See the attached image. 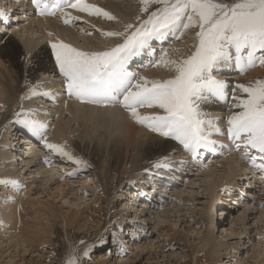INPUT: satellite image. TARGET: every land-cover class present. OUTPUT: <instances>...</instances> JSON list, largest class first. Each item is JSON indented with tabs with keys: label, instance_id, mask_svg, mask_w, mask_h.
Returning a JSON list of instances; mask_svg holds the SVG:
<instances>
[{
	"label": "rangeland",
	"instance_id": "1",
	"mask_svg": "<svg viewBox=\"0 0 264 264\" xmlns=\"http://www.w3.org/2000/svg\"><path fill=\"white\" fill-rule=\"evenodd\" d=\"M134 2L135 0L124 1L125 5L118 7L119 10L115 12L119 19H124V23L129 24L130 18L126 6L128 4L134 6ZM0 8L10 10L8 13L9 18L6 19L8 22H4L0 29L4 31L6 26L11 34H22L23 37L33 38L35 47H37L36 42L40 43H37L38 46L44 44V42L46 43V41L53 42L59 38L58 35L63 39L74 38L73 40L80 44L86 42L92 47L99 46V43H106L110 47L118 41L122 42L121 38L114 37L113 40L112 37L103 35L107 31H122L120 28L122 22L105 21L97 15H93L92 20L85 18L84 22L82 20L65 24L60 12L55 15L38 14L31 0H0ZM101 8L105 9V7ZM27 9L32 11H27ZM42 18L48 20L46 21L50 24V27L42 28L40 26L37 19ZM107 26L114 30L104 28ZM34 37L38 40L36 41ZM171 41H174V44ZM152 43L163 44V47H156L152 44L155 55L153 56L150 51L134 58L128 65L129 71L144 75L145 71L155 68L154 73L153 70L150 71L151 75H155L160 68L158 69L154 65L156 60L159 59L160 55L158 53H161L162 49L170 50L177 47L183 51L193 50L195 37L193 32H187L179 39L169 36L165 41L156 40ZM148 54L151 55L153 61L147 64L145 68L135 67V64L138 61H143ZM24 58H26L25 55L24 57L22 55L23 60H25ZM4 67H7V64L3 62L0 68L3 69ZM259 67L262 69V73L254 75V78H245V80L264 79V66L259 64ZM253 69L252 67L245 71L235 70V72L226 71L227 69H216L213 75L222 80L223 76L220 73L236 74L238 75L236 80H240L239 78L248 75ZM21 73L22 77L26 75V67L22 66ZM10 75L15 76L14 70L10 71ZM4 81L3 73L0 71V82ZM224 81L231 80L226 79ZM58 83L62 86L60 98L63 101L70 100L66 96L67 91L63 84V77L60 74L42 75L37 71L33 72L29 84H24L26 86L20 90V99L11 110L13 113L20 109L23 113L36 111L37 114L49 115L50 118L48 117L47 123L49 127L43 133V138L48 136L47 140L51 135L52 124H55L56 119L61 125L67 127L70 137L74 136L75 132L80 133L76 135L82 136L88 143H86V147L84 146V154L79 151L76 153L77 156H73L86 162L87 167L77 165L66 158L50 153L48 157L51 159L46 163V169H42L38 161L33 158L32 151L29 148L22 147L19 135L15 134L18 130L16 125H13L12 128L8 127L9 124H4L3 127L0 126V140L3 141L2 137L4 135L11 142L10 146L4 142L0 143V180H16L20 186L10 187L1 184L0 206L5 202L8 204L16 202L18 204L21 197L22 199H28V202H31L27 206L35 207L32 218L35 214L39 216L33 224L27 222L26 232H36V236H41L38 234L42 232L40 230L47 228L43 237L46 238L47 231L50 232L49 235L51 236L50 241L47 243L38 242L41 248L36 249L28 246L24 259L21 257L22 248L19 251L20 253L15 248L5 249V252L0 253V264H63L68 254L73 251L78 254L80 264H264V180L261 179L264 172L254 167L249 159L244 158L242 155L243 149L237 150L235 148L234 142L229 139L227 132L224 133L225 136L223 133L211 136V139L219 142L215 146V150L201 149L195 158L184 148H179L165 152L155 161L167 163L168 167L157 168L153 166L155 163L147 162L145 168L139 170L136 175L128 173L118 177L119 172L113 173L109 176L108 191H106L107 188L103 184L101 174L107 166L106 154H108L110 139L113 137L106 138L100 132L101 130H95L94 137L91 140L89 135H85V128L80 125L82 123L77 122L75 124L74 121L72 122L74 119L66 112L61 111V106H58L51 98H43L44 100L38 104L37 107L42 110H39L36 108V104L30 102L31 96L36 98V93L33 91L31 94L30 90L38 86L48 85L52 87ZM39 91L44 90L39 89ZM47 91H50L51 95L53 94L52 90ZM4 95L5 93L0 84V96L4 97ZM124 110L126 112L122 111L121 114L124 116L125 122L128 120V112L126 109ZM143 110L147 113L154 111L148 108H143ZM211 115L207 114L205 119L219 117ZM128 117L130 122L134 121L130 115ZM213 122L227 131V120L223 117L214 119ZM23 126L21 123L20 128ZM148 133L153 132L148 129ZM39 138L41 141L42 138ZM143 139L146 138L143 137ZM77 140L80 142L79 138ZM89 141L92 142L89 143ZM122 141L125 143L124 139ZM93 142L100 144L102 154L96 163V167L89 163V155L87 156ZM79 144L83 148L84 142ZM31 147L34 146L31 145ZM66 148L72 154H75L68 145H66ZM125 152L124 147L123 154L127 156ZM251 154L259 156L255 150H252ZM17 156L19 157L17 158ZM162 157L167 159L161 160ZM8 158L11 163L5 166L2 161ZM24 160L26 164L22 165ZM123 162H121L122 165ZM256 163H260L259 158ZM121 164L118 165L119 167L117 166L118 170L125 166V163L123 166ZM233 169L234 173L232 172ZM235 169L239 172L236 173ZM69 172H75V175L69 176ZM49 174H53V176L50 177ZM233 174H235L234 179ZM132 176H137L134 182H130ZM230 177L232 178L231 182ZM224 178L225 180L221 181ZM162 181L165 183L162 184ZM210 182L214 183V189L211 193L206 188V184L209 185ZM163 185L167 186L168 191L164 192L166 195L159 194V186ZM58 187H62V190H59ZM10 196L12 198L8 200ZM77 197H81V200ZM133 197H136V200ZM32 203L34 205L31 206ZM89 205H93L91 211L96 212L101 222L99 219L90 222L80 219L74 226L75 228H71L70 225L64 223L66 219L64 217L75 215L74 213L77 210L83 211ZM98 207L100 209L96 211ZM246 208L245 220L243 222L239 221L238 224L232 222L233 218L242 216L243 210ZM0 212H5V210L2 209ZM83 215L85 216V214ZM0 222L4 226H9V221L2 215H0ZM55 235L57 238L59 236L60 239L57 240ZM70 236L71 238H69ZM4 239L6 237L1 234L0 241ZM101 239H103V243L100 242ZM212 245L218 246L216 249L219 250V253L210 259L207 250L210 251L215 247ZM89 246H91V250L88 256L85 257L83 256V250ZM30 249L33 252L29 254ZM199 256H201L200 260L196 261Z\"/></svg>",
	"mask_w": 264,
	"mask_h": 264
},
{
	"label": "snow or ice",
	"instance_id": "2",
	"mask_svg": "<svg viewBox=\"0 0 264 264\" xmlns=\"http://www.w3.org/2000/svg\"><path fill=\"white\" fill-rule=\"evenodd\" d=\"M31 3L40 15L60 12L65 24L81 19L66 9L116 19L88 0H31ZM139 3L140 13L146 18L138 15L139 23L125 24L122 31L103 33L121 38L122 42L113 46L81 50L61 40L50 42L67 93L89 103H119L138 124L161 137L176 140L194 158L201 149L214 151L219 142L211 139V135L222 134V130L213 120L219 117L206 120L200 105L209 97L227 98L226 81L213 75L221 64L234 60L240 71L256 66L257 61L264 66V0H139ZM9 11L0 8V22L9 18ZM187 32H193L195 37L189 54L172 58L169 49H162L155 62L154 66L170 69L173 73L170 77L149 79L128 70L134 58L150 51L155 55L153 41H165L169 36L179 39ZM143 108L154 111L142 113ZM231 108L234 110L227 116L229 139L237 150L243 149L245 159L264 172V79L238 83L233 89ZM16 115L19 117L21 113ZM18 122L34 136L41 137L44 146L54 154L87 167L65 145L43 138L47 125L42 121L25 114ZM252 150L259 156L252 155ZM153 166L168 167L160 162ZM0 184L20 187L18 181L10 179L0 180ZM90 250L91 246L85 248L83 256H88ZM63 264H80L78 254L69 253Z\"/></svg>",
	"mask_w": 264,
	"mask_h": 264
},
{
	"label": "bare ground",
	"instance_id": "3",
	"mask_svg": "<svg viewBox=\"0 0 264 264\" xmlns=\"http://www.w3.org/2000/svg\"><path fill=\"white\" fill-rule=\"evenodd\" d=\"M93 1L88 0L89 3L96 4L99 7H105L106 11L110 12L113 16L116 17V19L113 20L114 22H116V23L122 22L120 25V28L123 30V26L127 23H124L125 21L123 22V20H124L123 18H122L123 20L119 19L115 12L117 10H119V9H117L118 7L119 8L123 7L124 1H128V0H103V1L93 0ZM24 2H26V1H24ZM126 7L128 9V12H127L128 16H130L129 24L138 23L139 21L137 20V16L139 15V16H141V18L143 17V14L140 13L139 0H135L134 6H130L128 4ZM75 10L76 9H68V11H70L73 16H79L81 18L79 20H74L75 22L76 21H82V20L84 22L85 18H88L90 20L93 19V15L90 16L85 12H80L78 10H76V11ZM27 11H32V10L27 9ZM100 17L105 19V21L108 20L107 18H105L103 16H100ZM120 18H121V16H120ZM125 19H126V17H125ZM37 20L40 22V26L42 28L46 27V26L50 27V24L47 22L48 21L47 19L42 18V19H37ZM98 20H100V19H98ZM5 22H8V21L5 20ZM126 22H127V19H126ZM3 23L4 22H0V28H2L1 25H3ZM101 27H102V25H101ZM104 28H107V29L110 28V30L113 29V28L108 27V26L104 27ZM21 35L22 34H20V35L11 34L9 32L8 28H6V26L4 28V31L2 29H0V65L3 64V62H4V64H7V67H4L3 69L0 68V71H1V73H3V77L5 79L4 82H0L2 89L5 93L4 97L0 96V126H2L4 124H7V125L9 124L8 127L12 128L13 125H16V128L18 130L15 129V130H17V132H15V134L19 135V140H21L20 143H21L22 147L29 148V150L32 151L33 158L38 161V164L41 166V168L46 169L45 168V166L47 165L46 164L47 163L46 158H47V161L49 159H51L48 157L49 156L48 154L53 153V152L50 149L46 148L44 146V144L40 141V138L37 136H34L28 130L27 127L23 126L20 128L21 123H19L18 121L23 120L25 118V114H27L28 118L40 120L47 125L48 119L50 118L49 115L47 116L44 113L37 114L36 111L32 112V113H23L20 109L16 110L13 113L11 109L14 105H16L18 103V101L20 99V96H19L20 90L23 89L27 84H29V81L32 78L33 72L37 71V72L41 73L42 75L53 74V73L60 74V73H59V70L55 64V59L52 56V50H51V46H50L49 41H46V43L44 42V44H42L40 46H38V44H37L39 42H36L37 47H35V43H34L33 38L23 37V35L22 36ZM58 36H59V38H57V39H55L53 37L55 39V41L61 40L65 43H69L73 47L79 48L81 50H103L106 47H109V45L106 43H102L103 46L101 43H99L100 44L99 46L97 45L96 47H94V46L92 47V46L88 45L86 42L81 43V44L78 42H75L73 40L74 38L72 39L71 37L63 39V38H61L60 35H58ZM112 38L114 40V37H112ZM34 39L36 40L35 37H34ZM55 41H53V42H55ZM171 42H173L172 44H174V41H171ZM104 44L107 46H105ZM152 44L156 47H158V46L163 47V44H160V43L159 44L152 43ZM165 47H169V46H165ZM173 49H175L177 51H172ZM191 51L192 50H190V51L184 50L183 51L180 48L173 47L169 50V55L172 58H179V57H182V56L189 54ZM22 55H23V57L25 55V57H26V58H24L25 60L22 59ZM158 55H161V53L159 52ZM152 61H153V59H152L151 55L148 54V55H146V57H144L143 61H138L137 64H135V67L145 68V66L147 64H150ZM257 63H258V61H257ZM22 66L24 68L26 67V75L24 77H22V73H21ZM155 67H158V69L160 68L158 70L159 72L155 73V75H157V77H155L154 74H152V75L150 74V71H152V70L154 73L155 68L150 70V71H145L144 75H141V76H145L149 79H166L173 74L170 69H168V68L166 69L163 66H155ZM250 68H252V67H250ZM253 68L254 69L252 71H250L248 73V75L244 76L243 78H239L240 80H236V78L238 76L236 74L220 73L223 76L222 80H226V79L231 80V81H226V89L225 90H226L227 98L226 99H218L216 97H209L207 100L202 101L200 107H201V111L204 114V116H206L207 114H209V115L212 114L211 116L217 115V116L223 117L225 120H227V116L230 114V112L232 110H234L231 108V104H232L233 89L235 88V86L238 83L247 82L245 80V78H250V77H253L254 75L262 73V69L259 67V64L258 65L256 64V66H254ZM217 69L218 70L227 69L226 71H233V72H235V70H239V69H237L234 60L231 62H228L226 64H221V66L218 67ZM247 69H249V68H247ZM11 70H14L15 76L10 75ZM130 72L135 73V71H130ZM236 72H240V71H236ZM136 74H137V72H136ZM24 84H26V85H24ZM60 84H61V82H60ZM60 84L59 83L55 84L52 87H49L47 85V86H38V87L33 88L30 91V93L32 94L34 91V93H36L35 94L36 98L31 96L30 102L33 104H36V108H38L37 106L39 103H41L42 100H44L43 98H45V99L51 98L54 102L57 103L58 106L59 105L61 106V111L66 112L67 115H69L71 118L74 119V120H72V122L74 121L75 124L77 122L82 123L80 125H82L81 127L85 128L84 129L85 135H89V137H91V140L94 137V131L95 130H97V131L101 130L100 132H102L106 138H109L111 136L113 137L112 139H110V146H109L108 154H106L107 157H106L105 161H107V166L104 168L103 173L101 174L102 175L101 179L103 181V184L106 186L105 188H107L106 191H108L107 186L109 184V181H108V179L110 178L109 176L112 175L113 173L119 172L118 177H121L123 175H127L128 173L136 175V174H138L139 170H142L145 168L144 166H145V164H147V162L157 163L155 161L158 159V157L163 155L165 152L173 151V150H176L179 148H183L182 145H180L174 139L161 137L157 133H155V134L148 133V129L145 126L138 124L135 120L133 122H130L129 117H128L129 116L128 113H127L128 120L124 122V116L121 114V112L122 111L126 112V111L123 109L122 106H120L119 103H112V102L89 103L86 101H81L79 99H76L75 97L70 96L68 93H66V96H68L67 98L70 100H66L64 98L66 101H63V99L60 98L61 92H62V86ZM39 89H42L44 91H39ZM47 90H52L51 92L53 94L49 95V96H44L43 93L50 92ZM240 94L243 95L242 93H240ZM21 98H22V96H21ZM69 101H70V103H68ZM55 107H56V105H55ZM39 110H42V109H39ZM140 111L142 113H147V111H145L143 109H140ZM17 112L21 113V115L19 117H17V115H16ZM56 112H58V111H56ZM53 124H52L53 128H52L51 133H50L51 135L49 136V139L47 140L48 142L55 143V144H63V145H65V147H66V145H68L71 148V150H73L75 152V154H72L74 156H77L76 153L79 151L82 152V154H84V150H85L84 146L86 147V143H88V142H86V140H84L82 138V136L76 135V134H80V133L75 132L74 136L70 137V135L68 133L69 130L67 129V127L65 125H61L59 123L58 119H56L55 124L54 125ZM48 127H49V125H47L46 128H48ZM223 127H225V126L223 125ZM221 130H222L223 135H224V133L227 132V131H225V129L221 128ZM46 131H47V129L43 133H45ZM98 134H99V132H98ZM213 135L215 136V135H221V134H217V133L213 132L211 136L213 137ZM47 137H45V138L47 139ZM143 137H145L146 139H143ZM2 138H3V141L0 140V143L4 142L8 146L11 145V142H9L10 140L7 139L8 137H4V135H3ZM77 138L80 139V142H79V140H77ZM123 139L125 140V143H124V141H122ZM218 139H220V138H218ZM89 140H90V138H89ZM83 142H84L83 148H81L79 143L82 144ZM90 142H92V141H89V143ZM31 145L34 147H31ZM99 145H100L99 143L93 142L91 150L87 154V156L89 155V163L93 167H96V163H97L98 159L102 156V154L100 152V146ZM124 147H125V151H126L125 153H127V156H124L125 154H123ZM66 149H68V148H66ZM3 155L7 156L6 154H3ZM18 157L19 156H17V158ZM121 162H123V165L125 163V166H123L121 164ZM2 163L5 166H8L11 163V160L8 158V159L3 160ZM22 163H21L22 165H25L26 164L25 160ZM120 164L123 167L121 166L122 167L121 170L120 169L118 170L117 166ZM218 167H220V166H218ZM233 171H234V169L232 170V172ZM238 172L236 170V173H238ZM46 173H48V172L46 171ZM49 175H50V177L53 176V174H49ZM233 175H234L233 176V179H234L235 174H233ZM45 177H47V176H45ZM136 177L132 176L130 182H134ZM221 177H219V179H221ZM224 180H225V178L222 179L221 181H224ZM231 180H232V178L230 177V182H231ZM217 182H219V180H217ZM163 183H165V182L162 181V184ZM213 184L214 183H211L209 185L206 184L207 185L206 188H208V191L210 193L213 192V189H214ZM203 185H204V183H203ZM220 185H222V184H220ZM9 186L12 187V185H9ZM166 187H167L166 185L159 186V190H160L159 194L160 195H166V193H164V192L168 191L166 189ZM61 188H59V190H62ZM153 189H154V187H153ZM228 192H227V194H228ZM26 194H24V196H26ZM229 195H227V197H229ZM24 196H23V198H24ZM11 198H12V196L8 197V200H10ZM133 198H134V200H136L135 199L136 197H133ZM78 199L81 200V197H79ZM30 202L31 201L28 202V199H22V197H21V200L18 204H16V202L15 203H9V204L5 202V204L0 206V210H2V209L5 210V212H0L1 213L0 215L5 217L6 220L9 221V224H8L9 226H4L0 222V235L3 234V236L6 237V239L0 241V253L1 254L3 253V251L5 249L15 248L17 250V252H19L22 248L23 252H22L21 257H22V259H24L25 254H27L28 246L31 248L34 247L37 249V248H41L40 245H38V242L39 243H42V242L47 243L50 241V237H51L49 235L50 232L48 233V231H47L46 238L43 237L45 235L47 228L41 229L40 231H42V232L39 231L40 233H38V234L41 236H36V232H29V233L26 232V228H27L26 225L28 226L27 222H29V223L31 222L30 224H33V222H36V219L39 216V215L35 214L34 218H32L33 211H35V209H34L35 207L31 208V207L27 206V204ZM100 202H101V200H100ZM159 202H160V200H159ZM33 203L31 204V206L34 205ZM92 206L89 205L88 208L87 209L84 208L85 210H83V211L77 210L78 212L76 211L74 213L75 215H71V216L69 215V217L68 216L64 217V218H66L64 220V223H66L67 225H70L71 228H73L80 221V219L86 220L85 222H90V221L99 219V221L101 222V219L96 215V212L91 211V209L93 208ZM247 208L243 210L242 216L240 215V216L233 218L232 222L237 223V224L239 223V221L243 222L246 218ZM98 209H100V208L98 207L96 209V211ZM83 214H85V216ZM82 215H83V217H81ZM63 229L66 230L65 228H63ZM66 232H68V231L66 230ZM76 232H74V233H76ZM79 235H78V237H79ZM84 235H86V234H84ZM55 237H56V235H55ZM69 238H71V236ZM83 238H84V236H83ZM58 239H60L59 236H58L57 240ZM70 241H72V240H70ZM55 242H57V241H55ZM214 246L213 247L215 249L214 248L210 249V251L207 250L208 254L210 255V259L213 258L214 256H217L219 253V250L216 249V248H218V246L217 245H214ZM211 250H213V251L211 252ZM137 251H139V250H137ZM32 252L33 251L30 249L29 254ZM200 258H201V256L196 258V261H199ZM41 261H42V259H41ZM11 262H12V260H11ZM21 264H23V263H21Z\"/></svg>",
	"mask_w": 264,
	"mask_h": 264
}]
</instances>
